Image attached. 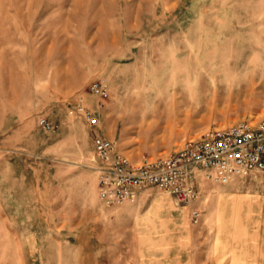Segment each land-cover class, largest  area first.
<instances>
[{"label":"rangeland","instance_id":"rangeland-1","mask_svg":"<svg viewBox=\"0 0 264 264\" xmlns=\"http://www.w3.org/2000/svg\"><path fill=\"white\" fill-rule=\"evenodd\" d=\"M78 100L133 162L263 120L264 0H0V264H39L42 246L46 264H81L77 234L107 241L119 208L99 203L90 129L70 115ZM235 181L264 196V173ZM192 222L202 264L214 239Z\"/></svg>","mask_w":264,"mask_h":264},{"label":"crops","instance_id":"crops-1","mask_svg":"<svg viewBox=\"0 0 264 264\" xmlns=\"http://www.w3.org/2000/svg\"><path fill=\"white\" fill-rule=\"evenodd\" d=\"M235 182H207L202 198L191 206H178L171 196H154L160 191L148 190L137 201L105 215L110 219L104 246L89 244L88 230L77 234V245L69 247L79 249L73 259L81 264H195L192 211L196 209L202 236L214 239L212 258L202 257V264H264V218L259 219L264 217V196L243 193ZM99 203L104 206L100 199ZM212 223L217 227L213 235L206 229ZM34 253L39 264H46L43 246ZM61 255L65 259L64 249Z\"/></svg>","mask_w":264,"mask_h":264},{"label":"built area","instance_id":"built-area-1","mask_svg":"<svg viewBox=\"0 0 264 264\" xmlns=\"http://www.w3.org/2000/svg\"><path fill=\"white\" fill-rule=\"evenodd\" d=\"M89 89L100 102L109 98L110 88L104 80L93 81ZM69 110L70 115L89 126L99 199L106 208L135 202L151 189L171 196L178 206H191L202 198L207 182L229 184L248 174L264 173V119L243 120L228 128L210 130L186 140L164 157H144L133 162L101 133L99 116L82 100ZM38 124L46 132L56 130L46 117H39ZM192 216L199 223L200 211L194 209Z\"/></svg>","mask_w":264,"mask_h":264}]
</instances>
